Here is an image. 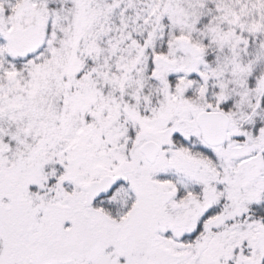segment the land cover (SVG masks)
I'll return each mask as SVG.
<instances>
[{
  "label": "snow or ice",
  "instance_id": "1",
  "mask_svg": "<svg viewBox=\"0 0 264 264\" xmlns=\"http://www.w3.org/2000/svg\"><path fill=\"white\" fill-rule=\"evenodd\" d=\"M0 264H264V0H0Z\"/></svg>",
  "mask_w": 264,
  "mask_h": 264
}]
</instances>
